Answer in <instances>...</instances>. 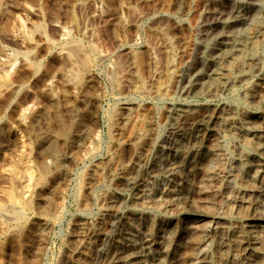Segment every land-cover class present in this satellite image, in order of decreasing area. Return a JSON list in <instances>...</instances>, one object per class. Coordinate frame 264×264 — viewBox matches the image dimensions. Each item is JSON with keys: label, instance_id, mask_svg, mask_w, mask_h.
Listing matches in <instances>:
<instances>
[{"label": "rangeland", "instance_id": "374dc122", "mask_svg": "<svg viewBox=\"0 0 264 264\" xmlns=\"http://www.w3.org/2000/svg\"><path fill=\"white\" fill-rule=\"evenodd\" d=\"M244 2L245 0H0V167L3 168H0V181L3 182H0V188H3V191L0 189V197L4 199L6 196L3 195L11 194L12 191L16 197L15 201H10L7 197L6 201L0 198L5 201L4 204L0 200V225L3 224L0 226V264H18L16 257L22 250L6 249L1 241L15 236L18 214L24 212L17 207V200L29 197L26 191L27 181H35L40 170L37 166L40 164L48 172L47 190L43 192L37 188L33 195L34 198L43 195L53 207L41 205V208L49 212L43 217L24 212V217L27 216L26 221L24 220L26 223L23 224L27 229L33 221H44L45 218L50 224L44 232L37 264H104L99 257L104 247L107 249L117 241L120 247L126 249L129 237L133 244H137L148 234L151 224L159 221L164 222L171 234L175 231L182 241L176 243L179 247L175 255L166 259L162 255L172 245L171 240L167 237L156 239L158 247L153 252L154 257L159 254L151 264L189 262L194 245H197L194 241L198 242V238L206 235V228L213 222V215L228 212L231 206V185L234 180L231 173L235 171L237 147L231 148L232 145L236 146V141L220 131V112L223 113V106L226 105L239 107L246 113L258 112L256 106L251 105L244 97L256 91V84L264 74V69L260 76L235 84L233 91L228 90L232 92L224 91L226 94L222 91L205 92V89L199 91L200 87L199 90L194 88V91L189 92L186 88L194 76L203 71V61L211 59L209 49H220L223 40L227 43L238 37L249 38L255 31L252 29H257V24L264 22L263 18H252V13L247 24L245 22L226 30V38L219 39L224 20L229 19L233 11ZM255 3L257 7L264 6V0H257ZM227 14H230L229 17ZM258 15L263 17L261 13ZM263 39L259 40L260 44L256 42L257 48L255 44L253 47L262 59ZM71 46L74 49L77 46L79 50L75 52V58L74 49H69ZM81 50H85L87 56ZM204 53L209 55L205 56ZM79 57L81 60L84 57L81 63H77L81 61ZM61 63L66 64L63 67ZM58 64L61 68L56 66ZM178 111H185V114L174 118L173 115ZM40 112L44 114L43 117L40 116L43 119L39 117L41 120L38 118ZM73 112L79 116L77 119L80 129L75 134L68 131V136L63 138L56 136L59 143L53 154L41 150V147L39 150L35 143L36 135L45 133L48 129L55 133L60 127L69 128ZM201 118H204L205 125L197 123ZM136 125H139L137 129ZM34 128L38 130L37 133ZM41 128L45 131L42 129V132ZM76 134H79L78 137L73 139ZM197 143L204 147L205 155L198 157L195 154L196 147L199 146ZM246 144L249 145L248 142ZM190 153L193 156L189 159V165L194 162L191 166L185 163ZM145 161L156 165V173L148 175L138 191H135L128 182L144 175ZM1 162L6 163L4 165ZM6 168L13 170L11 172ZM23 168L26 170L22 171ZM209 168L213 170L210 171ZM50 183L52 186L55 184L54 188L57 187L55 192L52 189L48 192ZM11 185L17 186L12 188ZM162 186L165 188H161ZM143 187L145 188L142 189ZM6 188L9 192H6L8 189L4 192ZM227 190L230 191L229 194ZM178 193L181 194L180 197ZM163 196L169 199L165 200ZM54 211L56 212L53 213ZM120 217L125 218L123 227L116 226ZM237 220L240 221L241 218ZM197 234L201 236L197 237ZM131 253L128 250L122 257ZM187 253L190 255L187 256ZM29 258H34V254Z\"/></svg>", "mask_w": 264, "mask_h": 264}, {"label": "bare ground", "instance_id": "6f19581e", "mask_svg": "<svg viewBox=\"0 0 264 264\" xmlns=\"http://www.w3.org/2000/svg\"><path fill=\"white\" fill-rule=\"evenodd\" d=\"M244 1V0H243ZM259 1V0H258ZM222 2V1H221ZM257 0H245L244 3L240 4L236 10L233 11L232 15L230 16L229 19H227L226 21L224 20L223 24H222V30L223 32H221V38H226L224 33H226V30L228 31V29L236 26V25H241L244 24L247 21L250 20L251 18H249L251 16V14L253 13L252 18L256 19L258 17L263 18L264 19V6L263 7H257L256 3ZM261 2V0H260ZM220 5V4H219ZM216 6V5H215ZM214 6V7H215ZM218 6V5H217ZM226 6V5H225ZM234 6V5H233ZM221 8V7H220ZM217 9V8H216ZM227 9V8H226ZM218 10V9H217ZM224 10V9H223ZM233 10V9H232ZM220 11V10H219ZM211 12V11H210ZM229 12V11H228ZM217 13V11H216ZM231 13V12H229ZM258 13L263 16H259ZM219 14V13H218ZM211 15V13H210ZM215 15V14H214ZM228 15V14H227ZM230 15V14H229ZM229 15L227 17H229ZM234 15V16H233ZM209 16V15H208ZM217 16V15H216ZM220 16V15H219ZM218 17V16H217ZM222 19V18H221ZM256 21V20H255ZM254 23V22H253ZM258 28L257 29H252L255 30L253 31V34H251V37H238L235 40H230V38L228 40H230L231 42L224 43V40L221 43V48L216 50V49H209V53L211 54V58L210 60L207 61H203V68H201V70L203 69L202 72L197 73L194 78L192 79V81L189 83L188 87L186 88L189 92L191 90L194 91V88L200 87L201 89H205V92H212L214 93V91H222V92H226L230 89H232L233 87H235V84H240L243 83L245 81H248L251 79H254L258 76L261 75V72H263L264 69V59L261 58L260 55L257 54L256 50L253 49L254 44H255V48H257L256 42H259V40L264 38V22L260 25L257 24ZM260 25V26H259ZM214 26V25H213ZM212 26V27H213ZM247 25H244V27ZM249 26V25H248ZM221 27V26H220ZM238 27V26H237ZM243 27V26H242ZM243 27V29H244ZM254 27V26H253ZM252 27V28H253ZM250 28V27H249ZM40 29V28H38ZM240 29V27H239ZM241 30V29H240ZM252 30L250 32H252ZM38 31V30H37ZM221 31V28H220ZM239 31V30H238ZM237 31V32H238ZM212 32V31H211ZM219 32V31H218ZM39 33V31H38ZM213 33V32H212ZM35 35V34H34ZM244 35V30H243V34ZM30 36V35H29ZM36 36V35H35ZM250 36V35H249ZM236 38V37H235ZM241 38V39H239ZM264 40V39H263ZM220 42V41H219ZM263 43V41H262ZM79 44V43H78ZM220 44V43H219ZM260 44V42H259ZM211 46V45H209ZM76 48H72L69 47V49H74L73 53H74V58H75V52L77 53L79 50L77 49V46H75ZM202 47V46H201ZM83 48V47H82ZM198 48V47H197ZM217 48V46L215 47ZM262 48V47H261ZM264 48V47H263ZM68 50V48H66ZM204 49V48H203ZM258 49H259V45H258ZM91 50V49H90ZM72 51V50H71ZM82 51V50H81ZM85 51V50H84ZM82 51L85 55L86 53ZM258 51V50H257ZM199 52V51H198ZM203 52V51H202ZM259 52V51H258ZM71 53V52H70ZM81 53V52H80ZM79 54V53H78ZM205 54V53H204ZM65 55V54H64ZM83 55V54H82ZM91 55V54H90ZM202 55V54H201ZM209 55V54H205ZM81 56V55H80ZM87 56V55H86ZM198 56V55H197ZM66 57V55H65ZM68 57V56H67ZM81 60V57H79ZM82 60L80 62L77 63H81L83 61ZM208 58V59H209ZM67 59V58H66ZM65 59V60H66ZM76 59H78L76 57ZM75 59V60H76ZM91 59V58H90ZM69 60V58H68ZM198 61V59H196ZM67 61V60H66ZM70 61V60H69ZM72 61V60H71ZM78 61V60H77ZM200 61V60H199ZM68 62V61H67ZM70 63V62H68ZM89 63V62H88ZM88 63L86 65H88ZM60 64V63H59ZM56 65V66H59ZM63 64L64 63H61ZM190 66L192 65L191 63H189ZM200 64V63H199ZM197 64V65H199ZM196 65V64H195ZM62 66V65H61ZM74 66V65H72ZM83 66V65H82ZM54 67V66H53ZM60 67V66H59ZM76 67V66H75ZM78 67V66H77ZM89 69L90 66H88ZM188 67V66H187ZM55 68V67H54ZM57 68V67H56ZM61 68V67H60ZM74 68V67H72ZM190 68V67H189ZM192 68V66H191ZM58 69V68H57ZM80 69V68H79ZM87 69V67H86ZM6 70V69H5ZM55 70V69H54ZM82 70V69H81ZM66 71V70H65ZM88 71V70H86ZM200 71V70H199ZM7 72V71H6ZM63 72V71H62ZM74 72V71H71ZM5 73V72H3ZM61 73V72H60ZM66 73V72H65ZM84 73V72H83ZM6 74V73H5ZM76 74V73H75ZM86 74V73H84ZM88 74V72H87ZM74 75V74H72ZM7 76V75H6ZM5 76V78H6ZM70 76V75H68ZM75 76V75H74ZM79 76V75H77ZM82 76V75H80ZM84 76V75H83ZM86 77V76H85ZM68 78V77H67ZM80 78V77H79ZM75 79V78H74ZM80 80V79H79ZM87 80V79H86ZM73 81V80H72ZM10 82V81H9ZM71 82V80H70ZM77 82V81H76ZM82 83V82H79ZM78 83V84H79ZM84 83V82H83ZM70 83L68 82V85ZM2 85V84H1ZM75 85V84H74ZM7 87V85H5ZM73 85H70V87H72ZM79 85H76V87H78ZM86 86V85H85ZM252 85H250L251 87ZM88 87V86H87ZM66 88V86H65ZM74 88V86H73ZM236 88V87H235ZM256 91H254L253 93H251L248 97H244L247 98L249 100V103L251 105L256 106V110L258 112L253 113H246L245 111H242L239 107H235L233 105H226L223 106V113L222 111L220 112V121H221V130L222 133L224 134H228L231 137H233L232 141H236V146L231 148H235L237 147V151L235 154V166L234 169L235 171H233L231 173V176L233 175V185L231 190H233L232 193V197L230 198V202H231V206L229 211L226 213L224 212H218L217 214L215 213V215H213V222L209 223V226H207L208 228H206V235L203 236V238H201L200 236L203 233H200L201 235L199 236L197 234L198 238V242L194 241L195 243H197V245H194L195 248H191L193 249L192 255L189 256L191 252L187 253L190 257L186 258L189 259V262L187 264H264V74L261 76V78H259V81L256 84ZM2 89V88H1ZM234 89V88H233ZM232 89V91H233ZM238 89V87H237ZM3 90V89H2ZM65 90V89H64ZM75 90V89H74ZM60 91V90H58ZM67 91V89H66ZM73 91V90H72ZM87 91V90H86ZM89 91V88H88ZM230 91V92H232ZM236 91V90H235ZM62 92V91H61ZM69 92V91H68ZM204 92V94H205ZM221 92V93H222ZM224 92V93H225ZM229 92V91H228ZM229 92V93H230ZM73 92H71L72 94ZM85 93V92H84ZM197 93V92H195ZM194 93V94H195ZM199 93V92H198ZM235 93V92H233ZM54 94V93H52ZM60 94V93H59ZM70 94V93H69ZM186 94V92H185ZM193 94V95H194ZM201 94V93H200ZM203 94V95H204ZM209 94V93H208ZM226 94V93H225ZM224 94V95H225ZM232 94V93H231ZM248 94V91H247ZM74 95V94H73ZM84 95V94H83ZM198 95V94H197ZM202 95V94H201ZM206 95V94H205ZM211 95V93H210ZM218 95V94H217ZM221 95V94H220ZM54 97V96H52ZM84 97V96H83ZM62 99V98H61ZM38 100V99H37ZM242 100V99H241ZM36 101V100H35ZM84 101V100H83ZM244 101V99H243ZM242 102V101H241ZM245 102V101H244ZM36 103V102H35ZM45 103V102H44ZM235 103V102H234ZM233 103V104H234ZM239 103V100H238ZM30 104V103H29ZM32 104V103H31ZM47 104V103H46ZM45 104V105H46ZM245 104V103H244ZM26 105V104H25ZM81 105V104H80ZM36 106V104H35ZM40 106V105H37ZM84 107V104L82 105ZM81 106V107H82ZM237 106V105H236ZM240 106V105H238ZM249 106V105H248ZM26 107V106H25ZM48 107V106H47ZM73 107V106H71ZM253 107V106H252ZM23 108V107H22ZM29 108V107H27ZM32 108V106L30 107V109ZM45 108V107H44ZM49 108V107H48ZM193 108V107H192ZM197 108V107H196ZM249 108V107H248ZM21 109V108H20ZM78 109V108H77ZM83 109V108H82ZM246 109V108H245ZM33 110V109H32ZM45 110V109H44ZM187 110V109H184ZM189 110V107H188ZM187 110V112H188ZM191 110V109H190ZM208 110V109H207ZM255 110V111H256ZM46 111V110H45ZM69 111V110H67ZM193 111H196L193 109ZM31 112V111H30ZM36 112V111H35ZM43 112V111H41ZM40 112V115H38L36 113V115H38V118L42 115H44L43 113ZM57 112V111H56ZM82 112V111H81ZM173 112V111H172ZM179 113H176L174 116V118H178V117H182L185 114V111H178ZM190 113L192 111H189ZM204 112V111H203ZM210 112V111H209ZM59 113H61V115H63V112L59 110ZM57 113V114H59ZM87 113V112H86ZM175 113V112H174ZM205 113V112H204ZM203 113V114H204ZM26 114V113H25ZM56 114V115H57ZM207 114V112H206ZM210 114V113H208ZM222 114V115H221ZM50 114H48L49 116ZM65 115V114H64ZM82 115V114H81ZM26 117L27 114L25 115ZM34 116V114L32 115ZM78 116V115H77ZM76 113L73 112L71 113L70 116V124H69V128L65 127H60L58 128L55 133L54 130L52 129H48V131H46L45 133H39L36 135L35 138V143L37 144V146L41 147V150H46L45 152H49V154H53L54 151H56V146L57 144V140H56V136L63 138L68 134V131L70 133H74L76 131H78L80 129V125L77 119ZM84 116V115H83ZM202 116V115H201ZM209 116V115H208ZM207 116V117H208ZM22 117V116H21ZM40 117V118H41ZM51 117V116H50ZM65 117V116H64ZM79 117V116H78ZM172 117V114H171ZM190 117V116H189ZM211 117V116H210ZM209 117V119H210ZM216 117V115H215ZM35 118V116H34ZM39 118V119H40ZM46 118V117H45ZM44 118V119H45ZM173 118V119H174ZM194 118V117H193ZM196 118V117H195ZM198 118V117H197ZM33 121V118H30ZM43 119V118H41ZM40 119V120H41ZM65 119V118H64ZM67 119V118H66ZM65 119V120H66ZM191 119V118H190ZM189 119V120H190ZM19 120V119H18ZM23 120V119H22ZM36 120V118H35ZM47 120V119H45ZM54 120V119H51ZM56 120V119H55ZM201 120V121H200ZM199 121L197 122L199 125H203L204 124V118H201ZM207 120V119H206ZM219 120V119H218ZM195 121V119H194ZM209 121V120H208ZM216 121V119H215ZM31 122V121H30ZM37 122V121H36ZM34 122V123H36ZM69 122V121H68ZM67 122V123H68ZM184 122V120H183ZM196 122V121H195ZM207 122V121H206ZM219 122V121H218ZM22 123V122H20ZM41 123V122H40ZM56 123V121H55ZM66 123V124H67ZM141 123V122H140ZM182 123V122H181ZM187 124V122H184ZM190 122H188L189 124ZM192 123V121H191ZM23 124V123H22ZM45 124V123H44ZM185 124V126H186ZM220 124V122H219ZM32 125V123H31ZM46 125V124H45ZM53 125V124H52ZM61 125V124H60ZM134 125V124H133ZM205 125V124H204ZM34 126V125H33ZM39 126V125H38ZM42 126V125H41ZM135 126V125H134ZM141 126V125H140ZM172 126V125H171ZM174 126H176L174 124ZM173 126V127H174ZM132 127V126H131ZM139 127V125H138ZM136 125V129L138 128ZM191 127V126H190ZM201 127V126H200ZM209 126H207L208 128ZM27 128V127H26ZM31 128V127H30ZM175 128V127H174ZM173 128V129H174ZM178 128V127H177ZM38 129V128H37ZM43 128H41L42 130ZM56 129V128H55ZM135 129V130H136ZM199 129V128H198ZM205 129V128H204ZM210 129V128H208ZM35 130V128H34ZM33 130V131H34ZM44 130V129H43ZM42 130V132H44ZM195 130V128H194ZM206 130V129H205ZM211 130V129H210ZM219 129H217L218 131ZM38 131V130H37ZM37 131L35 130V133H37ZM82 131V129H81ZM173 131V130H172ZM171 131V132H172ZM189 131V130H188ZM202 131V130H201ZM80 132V131H79ZM78 132V133H79ZM170 132V133H171ZM191 132V130L189 131ZM135 133V132H133ZM197 133V132H195ZM200 134L202 132H199ZM204 133V132H203ZM75 134V133H74ZM80 134V133H79ZM78 134V135H79ZM85 134V132H84ZM223 134V135H224ZM78 135L76 134L74 138H77ZM136 135V134H133ZM176 135V134H175ZM189 135V134H188ZM195 135V134H194ZM216 135V134H215ZM28 136V135H27ZM68 136V135H67ZM178 136V135H177ZM190 136V135H189ZM209 136V135H208ZM136 137V136H135ZM185 137V136H184ZM194 137V136H193ZM223 137V136H222ZM226 137V136H225ZM34 138V137H33ZM178 138V137H177ZM189 138V137H188ZM32 139V138H31ZM67 139V138H66ZM70 139V138H69ZM67 139V140H69ZM72 139V140H73ZM206 139V138H205ZM231 139V138H230ZM34 140V139H33ZM78 140V139H77ZM187 140V139H186ZM200 140V139H199ZM218 140V139H217ZM21 141V140H20ZM76 140H74L75 142ZM168 141V140H167ZM193 140H191L192 142ZM205 141V140H204ZM209 141V140H208ZM219 141V140H218ZM250 141V142H249ZM25 142V141H24ZM213 142V141H212ZM216 142V141H215ZM220 142V141H219ZM233 142V143H234ZM249 143V145H247L246 143ZM34 143V142H33ZM61 143V142H60ZM69 143V142H68ZM79 143V142H77ZM83 142H81L82 145ZM188 143V142H187ZM196 143V142H193ZM217 143V142H216ZM67 144V143H65ZM64 144V145H65ZM162 144V143H161ZM198 144V143H197ZM207 144V143H206ZM219 144V143H218ZM32 145V144H29ZM61 145V144H60ZM172 145V144H171ZM191 145V144H189ZM196 144H194L195 146ZM199 145V144H198ZM215 145V143H214ZM213 145V146H214ZM222 145V144H219ZM218 145V146H219ZM227 145V144H226ZM63 146V145H62ZM61 146V147H62ZM162 146V145H160ZM164 146V145H163ZM194 146L192 148H194ZM208 146V145H207ZM20 147V146H19ZM31 147V146H30ZM165 147V146H164ZM183 147V145H182ZM185 147V146H184ZM212 147V146H211ZM210 147V148H211ZM215 147V146H214ZM213 147V148H214ZM217 147V146H216ZM227 147V146H226ZM230 147V146H229ZM22 148V146H21ZM60 147L58 146V149ZM167 148V147H166ZM176 149L178 147H175ZM186 148V147H185ZM197 150L195 152L196 155L201 156V155H205L204 153V147L202 148V146H197L196 147ZM195 148V149H196ZM209 148V149H210ZM221 148V146H220ZM169 149V147H168ZM174 149V147H173ZM212 149V148H211ZM215 149V148H214ZM230 149V148H229ZM235 149V150H236ZM33 150V149H32ZM60 150V149H59ZM59 150L57 152H59ZM227 150V149H226ZM232 150V149H231ZM195 151V150H194ZM206 151V150H205ZM25 152V149H24ZM169 152V151H168ZM191 152V151H190ZM235 152V151H234ZM61 154V152H59ZM183 153V152H182ZM181 153V154H182ZM46 154V153H45ZM44 154V156H45ZM173 154V153H172ZM234 154V153H233ZM38 155V154H37ZM47 155V154H46ZM152 155V154H151ZM195 155V156H196ZM208 155V154H207ZM27 156V155H26ZM52 156V155H51ZM153 156V155H152ZM192 153L189 154V156L187 157V160L185 161L186 165H189V159H191L192 157ZM194 156V157H195ZM212 156V155H211ZM234 156V155H233ZM36 157V156H35ZM56 157V156H55ZM154 157V156H153ZM165 157V156H164ZM169 157V156H168ZM173 157V156H171ZM203 157V156H202ZM205 157V156H204ZM50 159V156L48 157ZM57 158V157H56ZM161 158V157H160ZM183 158V157H182ZM210 158V157H209ZM212 158V157H211ZM214 158V157H213ZM18 159V158H17ZM36 159V158H35ZM54 159V157H53ZM59 159V158H57ZM194 159V158H193ZM11 160V159H10ZM19 160V159H18ZM16 160V161H18ZM21 160V159H20ZM149 160V159H148ZM161 160V159H159ZM166 160V159H165ZM171 160V159H170ZM233 160V161H234ZM14 161V160H13ZM15 161V162H16ZM55 161V160H53ZM14 162V163H15ZM28 162V161H27ZM50 162V161H49ZM59 162V161H57ZM146 162V161H145ZM155 162V161H154ZM6 163V162H5ZM2 163L1 164H4ZM17 163V162H16ZM21 163V161H20ZM23 163V162H22ZM21 163V164H22ZM31 163V162H30ZM46 163V162H44ZM208 163V162H207ZM36 164V163H35ZM146 164V165H145ZM160 164V163H159ZM157 164V165H159ZM164 164V163H163ZM176 164V163H175ZM179 164V163H178ZM182 164V163H181ZM27 165V164H25ZM29 165V164H28ZM39 165V164H38ZM49 165V164H48ZM145 165V173H143L144 175L138 176L137 178H135L134 176H132L135 179H130V181L128 182V184L132 187V189H134L135 191H138V189L141 187L142 183L145 181L146 178H148V175H153L156 173V169H155V164L152 163H144ZM194 165V162L192 161L190 163L189 166ZM196 165V164H195ZM198 165V163H197ZM201 165V164H200ZM209 165V164H208ZM10 166V165H9ZM12 166V165H11ZM17 166V165H16ZM20 166V165H19ZM18 166V167H19ZM174 166V165H173ZM176 166V165H175ZM174 166V167H175ZM180 166V165H179ZM188 166V167H189ZM211 166V165H210ZM217 166V165H216ZM2 167V166H1ZM0 167V168H1ZM6 167V166H5ZM4 167V168H5ZM8 167V166H7ZM25 167V166H24ZM35 167V166H34ZM40 170L38 172V177L36 179H34L35 181H33L31 183L30 180H28L27 182H29L26 186L27 188V192L29 193V197L23 200H17L19 201L18 204L19 206H17L18 208H21L22 211H24L27 214H30L32 216L37 217L39 216H45L47 214H49V212L45 209V208H41V205H46L49 208L53 207L52 203H47V201L44 199V196L40 195L37 198H34V191L37 188H40L43 192H45L47 189V174L48 172H46V168H42L41 164L40 166ZM167 167H170L169 165ZM186 167V166H185ZM196 167V166H195ZM207 167V165L205 166ZM204 167V168H205ZM215 167L212 166V168ZM21 168V166L19 167ZM26 168V167H25ZM30 168V167H29ZM42 168V169H41ZM178 168V167H177ZM176 168V170H177ZM187 168V167H186ZM185 168V169H186ZM191 168V167H190ZM192 168H194V166H192ZM198 168V166H197ZM200 168V167H199ZM203 168V169H204ZM233 168V165L232 167ZM3 170V168H1ZM7 169V168H6ZM12 169V168H11ZM11 169L9 168L8 171H11ZM27 169V168H26ZM26 169L23 168L22 171H25ZM48 169V168H47ZM159 169V168H158ZM171 169V167H170ZM210 171L213 170L211 168H209ZM219 169V168H217ZM216 169V170H217ZM13 170V169H12ZM160 170V169H159ZM158 170V171H159ZM179 170V169H178ZM177 170V171H178ZM198 170V169H197ZM202 170V168H201ZM208 170V169H207ZM214 170V171H216ZM220 170V169H219ZM231 170V169H230ZM229 170V171H230ZM1 171V170H0ZM6 171V170H5ZM7 171V172H8ZM52 171V170H51ZM169 171V170H168ZM180 171V170H179ZM204 172V170H202ZM232 171V170H231ZM12 172V171H11ZM11 172H8L11 175ZM160 172V171H159ZM164 171H161V173ZM176 172V171H175ZM181 172V171H180ZM213 172V171H212ZM17 173V171H16ZM166 173V172H165ZM174 173V172H173ZM177 173V172H176ZM218 173V172H217ZM18 175H20L19 173H17ZM15 174V175H17ZM23 174L26 176V174L23 172ZM36 174V173H35ZM142 174V173H141ZM171 174V173H170ZM179 174V172H178ZM181 174V173H180ZM195 174V173H194ZM204 174V173H203ZM229 174V173H228ZM9 175V177H10ZM23 175V176H24ZM37 175V174H36ZM163 175V174H162ZM175 175V174H174ZM187 175V174H185ZM184 175V176H185ZM193 175V174H192ZM7 176V175H6ZM12 176V175H11ZM50 176V175H49ZM180 176V175H179ZM214 177H216L215 175H212ZM3 177V176H2ZM18 178V176H16ZM175 177V176H174ZM177 177V176H176ZM189 177V176H188ZM191 177V176H190ZM205 177V175H204ZM15 177L13 176V179ZM16 178V179H17ZM22 177H20L21 179ZM26 178H24V181H26ZM128 178V177H127ZM187 178V177H186ZM19 179V180H20ZM31 179V178H29ZM204 179H207L204 178ZM210 179V178H208ZM231 179V177H230ZM229 179V180H230ZM59 180V179H58ZM228 180V179H227ZM228 180V182H229ZM16 181V180H14ZM175 181V180H174ZM1 182V181H0ZM13 182V181H12ZM17 182V181H16ZM15 182V183H16ZM20 182V181H19ZM58 182V181H57ZM63 182V181H62ZM151 182V181H150ZM177 182V181H176ZM226 182V181H225ZM231 182V181H230ZM229 182V183H230ZM3 183V182H1ZM0 183V184H1ZM14 183V184H15ZM60 183V181H59ZM171 183V182H169ZM227 183V182H226ZM6 184V183H4ZM3 184V185H4ZM17 184V183H16ZM51 184V183H50ZM232 184V183H231ZM9 185V183H8ZM13 185V184H12ZM11 185V186H12ZM19 185V183H18ZM24 185V184H22ZM55 185V184H54ZM54 185L48 189L52 191L57 189L54 188ZM168 185V183H167ZM170 185V184H169ZM168 185V186H169ZM178 185V184H177ZM7 186V184H6ZM17 186V185H16ZM15 185L12 186L16 187ZM25 186V185H24ZM23 186V187H24ZM57 186V184H56ZM230 186V184H229ZM129 187V186H128ZM227 187V186H225ZM5 188V187H4ZM145 187H143L142 189H144ZM163 188V186L161 187ZM165 188V187H164ZM163 188V189H164ZM1 189V188H0ZM3 189V188H2ZM1 189V191H3ZM8 188H6L4 190V192L7 190ZM52 189V190H51ZM175 189V188H174ZM225 189V188H224ZM223 189V190H224ZM228 189V188H226ZM13 190V189H12ZM10 189V191H12ZM19 190V189H18ZM17 190V191H18ZM40 190V191H41ZM176 190V189H175ZM179 190V189H178ZM181 190V189H180ZM222 190V191H223ZM230 190V189H229ZM24 191V190H23ZM25 191V192H26ZM58 191V190H57ZM152 191V190H151ZM161 190H159L160 192ZM221 191V192H222ZM228 191V190H227ZM9 192V189L6 191ZM21 192V191H20ZM177 192V191H176ZM212 192V191H211ZM11 193V192H10ZM17 194H19V192H16ZM58 193V192H57ZM56 193V194H57ZM148 193V192H147ZM223 193V192H222ZM230 193V191H228V194ZM2 194V193H1ZM25 194V193H24ZM183 194V193H182ZM225 194V192H224ZM227 194V193H226ZM3 195V194H2ZM1 195V196H2ZM179 195V193H178ZM181 195V194H180ZM179 195V197H180ZM3 196H6L8 200L10 201H15L16 197L14 195V191H12L11 194H4ZM20 196V195H19ZM25 196V195H24ZM28 196V195H27ZM135 196V195H134ZM133 196V197H134ZM158 196V195H157ZM165 196V195H164ZM163 196V198L165 199V197ZM183 196V195H182ZM228 195H226L227 197ZM4 197V199L6 198ZM18 197V196H17ZM51 197V195H50ZM53 197V195H52ZM137 197V196H136ZM170 197V196H169ZM174 197V196H173ZM177 197V196H176ZM174 197V198H176ZM185 197V196H183ZM188 197V196H187ZM224 197V196H223ZM229 197V196H228ZM2 198V197H0ZM142 197H140L141 199ZM168 198V197H167ZM166 198V199H167ZM3 199V198H2ZM3 199V200H4ZM48 199V198H47ZM156 198H154L155 200ZM160 199V197H159ZM165 199V200H166ZM169 199V198H168ZM171 199V198H170ZM179 199V198H178ZM177 199V200H178ZM224 199V198H223ZM1 200V199H0ZM52 200V199H51ZM147 200V199H146ZM187 200V199H186ZM203 200V199H202ZM225 200V199H224ZM222 200V201H224ZM227 200V199H226ZM2 201V200H1ZM6 201V199H5ZM5 201L4 202L5 204ZM141 201V200H140ZM145 201V200H144ZM164 201V200H163ZM162 201V202H163ZM185 201V200H183ZM57 202V201H56ZM149 202V201H148ZM156 202V200H155ZM134 203V202H133ZM139 203V202H138ZM222 203V202H221ZM8 204V203H7ZM11 203H9L10 205ZM165 204V203H164ZM173 204V202H172ZM1 205V203H0ZM14 205V204H13ZM159 205H161V203H159ZM169 205V204H168ZM226 205V204H225ZM6 206V205H5ZM58 206V205H57ZM224 206V203H223ZM9 208V206H7ZM15 207V206H14ZM13 207V208H14ZM7 208V209H8ZM1 209V208H0ZM15 209L17 210V208L15 207ZM172 209V208H171ZM170 209V210H171ZM223 209V208H222ZM227 209V208H226ZM20 210V209H19ZM165 210V209H164ZM167 210V209H166ZM57 211V210H56ZM56 211H54L53 213H55ZM168 211V210H167ZM221 211V210H220ZM223 211V210H222ZM5 212V211H4ZM13 212V211H10ZM19 213L18 217H17V223L14 221V223H16V227H17V231L14 233L15 236L12 235L11 232H9L13 237L11 238H7L5 239L3 242L1 241V243L4 245V247H6V249L9 250H22L19 253V256L16 257L18 264H37V255L40 252L42 243L44 242V235H45V231L46 229H48V226L50 225L49 222L46 220V218L44 219V221H33L31 223V225L26 229L25 226L23 225L24 223H26L25 221V213ZM51 212V211H50ZM165 212V211H164ZM8 213V212H7ZM174 213V212H173ZM205 213V212H204ZM210 213V212H209ZM12 215V213H9ZM112 214L114 215V213L112 212ZM201 214V213H200ZM211 214V213H210ZM6 215V214H5ZM2 216V215H1ZM17 216V215H16ZM120 216V215H119ZM212 216V215H211ZM54 217V216H53ZM126 217V216H125ZM15 218V217H14ZM237 218H241L240 221L237 220ZM51 219V218H50ZM9 220V219H8ZM15 220V219H14ZM25 220V221H24ZM29 220V219H28ZM46 220V221H45ZM115 220V219H114ZM125 218L124 217H120L118 219V222L116 223V226H124L125 222H124ZM132 220V219H131ZM134 220V219H133ZM151 220V219H150ZM180 220V219H179ZM183 220V219H181ZM186 220V219H185ZM199 220V219H198ZM54 221V220H53ZM113 221V220H112ZM117 221V220H116ZM115 221V222H116ZM159 221V220H158ZM166 221V220H165ZM212 221V219H211ZM4 222V221H3ZM130 222V221H129ZM139 222V221H138ZM137 222V223H138ZM149 222V221H146ZM160 222V221H159ZM159 222H154L153 224H151L150 229L149 227L146 229H149L148 234L145 235V237L137 244H133V240L129 237L127 239V243L128 246H126V249L122 248L119 246V242L115 241L116 243L111 244L110 246L112 248H107L104 247V250L101 252V254H99L100 258L102 259V262L104 264H113V263H119V264H147L153 261V259H155V257L157 258L158 254H156V256L154 257V251L157 249V240L158 238H160L161 240L165 237L169 238L171 240L170 244L172 243V245L169 246V248H167L166 252L162 255L164 257L167 258H172V256L175 255V253L178 251V245L176 243L180 242V236H178L177 234H171L170 231H168V227L164 226V222L163 223H159ZM185 222V221H183ZM203 222V221H202ZM7 223V222H6ZM13 223V222H12ZM136 223V224H137ZM115 224V223H114ZM206 224V223H204ZM3 225V224H1ZM0 225V226H1ZM15 225V224H14ZM199 225V224H198ZM196 225V226H198ZM149 226V225H148ZM183 226V225H182ZM188 226V225H187ZM192 226V223H191ZM206 226V225H205ZM114 227V225H113ZM147 227V226H146ZM5 228V227H4ZM15 228V227H13ZM187 228V227H186ZM198 228V227H197ZM1 229V228H0ZM16 229V228H15ZM126 229V227L124 228ZM145 229V230H146ZM188 229V228H187ZM204 229V228H203ZM202 229V230H203ZM4 230V229H2ZM115 232V229H113ZM112 230V231H113ZM127 230V229H126ZM192 230V229H190ZM187 231V230H186ZM189 231V230H188ZM187 231V232H188ZM193 231V230H192ZM198 231V230H197ZM113 232V233H114ZM143 232V233H145ZM118 233V232H117ZM123 233V232H122ZM142 233V234H143ZM191 233V232H190ZM5 234V233H3ZM115 234V233H114ZM120 234V233H119ZM135 234V232L133 233ZM9 235V234H8ZM7 235V237H8ZM111 235V234H110ZM143 236V235H142ZM195 236V234H194ZM128 237V236H127ZM132 237V236H131ZM182 237V236H181ZM196 237V238H197ZM115 239V237H113ZM194 238V237H193ZM192 238V239H193ZM195 238V239H196ZM138 239V238H137ZM2 240V239H1ZM120 240V239H118ZM186 240V239H185ZM122 241V240H121ZM182 241V240H181ZM121 243V242H120ZM125 244V243H124ZM125 244V245H126ZM168 244V242H167ZM166 244V245H167ZM109 245V244H108ZM164 245V244H163ZM1 247V246H0ZM125 247V246H124ZM168 247V246H166ZM182 247V246H181ZM122 248V249H120ZM102 250V249H101ZM130 250V252L132 251L131 254H128V256L126 257H122V255L126 252ZM134 250H137L134 252ZM163 250V249H162ZM192 251V250H191ZM134 252V253H133ZM34 254V258L30 259V255ZM129 253V252H128ZM161 256V255H159ZM186 256V257H187ZM33 257V256H32ZM161 258V257H160ZM159 258V259H160ZM165 259V260H166ZM159 261V260H157ZM169 261V260H168ZM175 261V260H174ZM156 262V261H155ZM173 262V261H172ZM185 262V261H184ZM168 263V262H167ZM171 263V262H170ZM155 264V263H154Z\"/></svg>", "mask_w": 264, "mask_h": 264}]
</instances>
